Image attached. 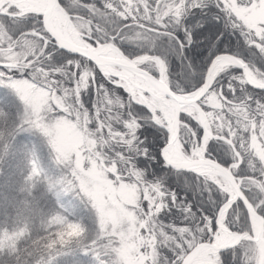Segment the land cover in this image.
Segmentation results:
<instances>
[{
  "label": "trees",
  "instance_id": "1",
  "mask_svg": "<svg viewBox=\"0 0 264 264\" xmlns=\"http://www.w3.org/2000/svg\"><path fill=\"white\" fill-rule=\"evenodd\" d=\"M77 1L76 9L77 7L87 9L83 6L85 5L83 3L87 2H93L101 8L100 11L106 16L99 15L97 20L101 21L100 26L105 30L114 32L118 27L124 28V25L130 23L105 8L106 1L115 7L116 0H82V3L81 0ZM201 1H186L179 17L161 18V22L163 21L161 28L154 26V22H145L160 29L153 31L151 45L140 44L141 48L134 49L127 43L121 44L117 38L112 40L129 57L134 51L141 52L148 48L146 51L153 52V55L164 59L169 75V81H166L168 85L170 82L169 87L177 92H189L197 88L203 80L210 58L219 52L238 55L247 62L248 67L254 66L264 72V53H260L254 46L249 45L258 39L246 33V29L229 9L217 11L213 5L214 10L212 8L204 10L199 6ZM10 9L14 10V7ZM38 16L39 14L30 12L18 17L0 14L1 21L9 32L18 34L24 31V35L20 36L16 43H20L25 36L36 38L34 34L26 31L35 28L38 24L35 18ZM139 18L146 21L142 17ZM110 35L109 37L112 38L116 34ZM181 45H183L182 48ZM126 47L133 48L130 49L132 52ZM69 57H71L70 53L64 51L62 53L61 50L54 49L51 60L46 55H42L36 61L39 65H43V68L71 69L66 77L57 72L51 74L66 85L61 87L59 82L55 83L54 93L61 97V111H64L65 107L77 109L79 117L85 124L83 130L87 137L89 133L91 134L88 129L96 128L92 136L94 142L88 146V149L94 151L96 157L102 159V162L112 166L110 174H115V177L122 181H127L128 176L139 174V180L136 181L138 185L151 183L159 186L157 197L153 200V215L148 216L146 220L150 231L152 227L157 233L161 231V234L171 235V238L168 236L171 241L160 237L155 242L157 254L167 257L170 254L169 248L175 244L176 240L181 236H192V233L186 230L182 231L181 235L176 234V231L180 228L197 230L203 216L216 214L224 202V196L215 187H212L209 194V187L216 184L203 176L191 171L174 170L166 165L159 152L166 140V131L150 119L146 110L132 104L122 88L118 89L103 79L102 77H105L103 74L100 73L93 81L92 74L95 69L89 61L87 64L90 69L86 68L84 58L80 56H78L81 59L79 63L86 68V71L85 80L78 82L79 70L72 72L73 67L67 63ZM229 68L232 70L225 72ZM222 72L225 74L220 81H217L219 83L217 88L228 92L231 102L236 104H233L230 109L208 104L209 108H206L208 112L205 113L211 130L218 134L228 131L229 128L232 131H236L237 128L243 129L246 123L251 124V120L258 118L253 114L251 120L249 119L247 105L243 102L246 97L252 98L253 111L255 102L264 103V94H261L260 90L254 89L247 83L242 86L232 78L243 76L238 67L227 66L218 73ZM11 74L9 72V75ZM3 80L0 82V108L9 113L14 121H18L17 98ZM229 85L235 89L234 94L229 92ZM86 86L87 91H85ZM220 100L221 97H219ZM57 106L59 104L55 103V107L52 105L54 111H57ZM3 118L4 114L0 113V120ZM126 118L135 119L134 131L123 135L111 134L107 123L109 122L112 128L123 130L120 121ZM225 121H228L231 127L226 126ZM201 133L200 126L196 125V136L200 137ZM244 134L240 132L238 136ZM17 144L20 151L13 155L7 172L0 170V264H15L14 258L21 248H26L30 255H34L37 258V264H103V259L98 257L95 250L90 247L80 249L79 242L73 243L75 245L61 246L55 239L56 231L54 230L57 225L49 222H53L56 218L79 222L85 233H88L90 221L86 206L78 199L76 188L69 185L67 175L63 174L66 170L55 161L43 136L35 130L22 132L17 137ZM256 147L259 149V145ZM24 149H30V151H24ZM207 150L222 164H228L234 158L230 146L220 139H211ZM3 155L4 153L0 151V157ZM250 162H253L257 168H250ZM237 170L241 175H249L252 178L260 175V166L258 168V163L247 154L243 155V162ZM245 193L250 200L248 190H245ZM173 194L176 195V200L172 199ZM156 201L159 203L158 206ZM143 202L140 205L144 212ZM30 203L40 205L41 209L35 216H29L25 212ZM241 204L237 202L236 205L241 209L240 216L243 217L245 209L240 207ZM188 207L192 209V212L187 211ZM244 225L242 220L240 226L234 225V227L241 229ZM144 226L146 222H143L141 227ZM200 238L202 239V237H196L197 243ZM232 252L229 250L223 254L225 264H241L237 260H232L236 259L231 257Z\"/></svg>",
  "mask_w": 264,
  "mask_h": 264
},
{
  "label": "rangeland",
  "instance_id": "2",
  "mask_svg": "<svg viewBox=\"0 0 264 264\" xmlns=\"http://www.w3.org/2000/svg\"><path fill=\"white\" fill-rule=\"evenodd\" d=\"M186 1L188 0H157V7H153L151 13L144 8V5L145 3L150 5L152 0H132L131 6L132 8H135L136 4L141 6L143 15L138 12L136 13L138 17L146 19L149 23H161V18L179 17L180 11ZM30 2V0H19L13 1L12 3L8 0H2L0 8L7 12H17L18 9L21 10L20 8L26 9L30 5ZM65 2L69 4V8H71L74 13L71 20L75 30L80 33L79 37L85 39L89 43V40L93 43L97 38L100 43L113 42L112 38L109 37L111 36L110 34L113 33L116 34L113 37L117 38L121 44L127 43L128 45L133 46L134 49L135 47L141 48L140 44H142V46L146 43L151 45L153 42L154 30L147 27L140 28L139 25L132 24L131 22L124 25V28L118 27L114 32L113 30H105V28L100 26L101 21L97 20V18L99 15L106 16V14L102 13L100 11L101 8L93 2L83 3L86 6L94 7L92 10L78 7L76 9V6L78 5L77 0H65ZM106 3H108V1H106ZM216 3L217 0H202L201 3H199L200 5H198L204 10H211V8L213 9L212 6L216 5ZM244 3H247V0H227L229 11H231L238 22L243 25L244 29L247 31L246 33L249 36L252 35L258 39L257 41H252V43H259L261 38H264V7L251 9L241 7V4ZM121 6L122 0H116L115 7ZM11 7H14V10H11ZM157 8H159V11H157ZM30 13L34 12L31 11ZM149 15L155 16V19L149 21ZM214 16H216V13H214ZM147 23H145L146 26L153 28V25ZM9 33V29L0 18L1 60L17 61L23 56H26L22 63L23 65L30 56H37L40 53V40L37 41L33 36H25L20 43H16V40L11 39ZM98 34H101L102 38L97 36ZM70 37L71 39L78 41L77 35L70 33ZM127 48L132 52L130 49L133 48L126 47V49ZM146 50L141 52L134 51L132 52L131 57L142 56L148 53L153 55V52ZM112 51L113 50H107L106 53L113 55ZM248 68L257 79L264 81V76H261V73L264 72L254 66H249ZM43 69L44 71H41L40 67L36 68L37 74L39 75V84L22 85L20 88L19 95L24 98L27 102L26 104L19 100L15 92L10 89L18 101V111L16 115L21 121L27 122L25 124L26 126H31L35 132H38L43 136L46 144L52 151L55 161L66 170L63 174L67 175V180L70 182L69 185L76 188L78 199H80V201L86 206L90 221L88 233H85V231L82 230L79 222L73 221L72 219L64 220L63 218L58 217L53 222H49L57 225V228L54 230V232L56 231V241L60 243L61 246H68L73 243L78 244L79 242L78 246L80 249H83V247L86 249L87 247H90L95 250V254L98 257L103 259V264H166L165 257L161 254H157L155 242L157 241V238L159 239L162 237L167 239L168 236L170 237L171 235L168 233L161 234V231L157 233L152 227L150 231V226L147 224L146 220L148 216L152 217L153 215V200L157 197L159 186H154L151 183L138 185L136 181L139 180V174L128 176L127 181H122L115 177V174H110L112 166L106 162H102V159L96 157L94 151L92 152L88 149V146H91L94 142L92 136L94 135L93 133L96 131V128L92 127V129H88L91 134L89 133V137H87L83 130L85 124L79 117L77 109H68V107H65L63 108L64 111H61V97L59 94L54 93L55 83L59 82L61 87L66 85L62 83L58 77H54L51 74L57 72L66 77L70 74L71 69L58 67ZM80 69L77 75L78 82L85 80V72ZM224 69L225 67L220 71ZM105 77H107V75ZM15 78L20 77L17 76ZM130 78L133 81L136 79L133 75H130ZM163 79L167 80L166 78ZM116 80L123 84L124 87L129 88L140 104H146L148 106L154 114L150 117L151 120H157L164 124L165 127L167 126L163 104H161L156 98H152L146 92L141 91L134 86L130 87L127 81L119 78ZM8 82L9 81L5 77L3 83L7 85ZM136 82L139 83L140 81H137L136 79ZM140 92L143 93V96H141ZM126 94L129 95L127 92ZM54 102L57 105L59 104L56 108L57 111H54V108H52V105L55 107ZM205 103L218 106L220 103L218 94H209L206 97ZM22 104L24 105V108ZM185 110L196 117L193 107H186ZM120 123L123 125V130L112 128L111 124L109 122L107 123L111 134H129L133 132L136 127L134 118H126L122 120V122L120 121ZM225 124L226 126L231 127L228 121H225ZM180 129V142L185 138L195 140L192 133H196V126L191 128V131H189L188 128H183V125L180 126ZM256 146H258V144ZM195 152L189 155L194 157L196 155ZM231 160L235 161V157ZM253 164V162H250V168H253ZM203 177L214 184L219 183L223 190L227 189L223 179L220 178L217 180L214 175H204ZM247 177L251 178L249 176ZM248 192L251 202H256L261 198L258 189H248ZM142 201H144L143 207L145 213L140 205ZM156 205H159L157 201ZM40 209V205L37 206L35 203H30L27 205L25 212L29 216H35ZM232 211L238 216L242 213L237 205H235ZM143 222H146V226L141 227ZM151 225L153 226L152 222ZM237 226H240V224ZM238 230H246V225ZM176 234L181 235L182 231H176ZM223 236L224 238L222 237V241H217V243H222L224 241L225 235ZM184 237L185 236H181L179 239L183 240ZM170 238H168L167 241H171ZM208 252L211 260L203 264H218V256L214 254V250L210 248L208 249ZM159 256L161 257L160 259ZM231 257L236 258L232 259L233 261L237 260L238 263H241L243 251L237 249L235 252L231 253ZM200 261L201 260L198 257L193 264H199Z\"/></svg>",
  "mask_w": 264,
  "mask_h": 264
},
{
  "label": "snow or ice",
  "instance_id": "3",
  "mask_svg": "<svg viewBox=\"0 0 264 264\" xmlns=\"http://www.w3.org/2000/svg\"><path fill=\"white\" fill-rule=\"evenodd\" d=\"M57 3L60 5L61 8L69 15V17L74 16V13L71 8L65 3V0H57ZM82 3V0H81ZM132 0H122L121 7H114L110 3H105V8L110 10L111 13L119 16L125 22H131L132 24L139 25L140 28L145 27V22L141 20L136 13H141L143 15V11L139 4H136L135 8L131 6ZM87 7L88 10L94 9V7L83 5ZM153 7H157V0H152V3L149 5L145 3L144 8L151 13V9ZM217 9H224L225 11L228 10L227 0H217L215 5ZM241 7L245 8H256V7H264V0H247V3L241 4ZM159 11V8H157ZM94 14V13H93ZM170 18V17H168ZM166 18V19H168ZM231 18V17H229ZM43 27V18L36 17L35 18ZM155 16L149 15V21L154 20ZM163 23V21L161 22ZM161 23H153L154 26L161 28ZM165 28L167 26L165 25ZM29 31H35V29H29ZM187 31V30H185ZM24 35V31H21L17 34V32H10L9 36L12 40L18 41L20 36ZM42 37L41 45L43 51L40 55H46L49 60L52 59V50L48 47V43L52 42L50 34L47 32H40L38 33ZM115 39V37H112ZM92 41L90 40V43ZM96 42H100L97 38ZM250 46H254L256 49L259 50L260 53H264V38H261L259 43L253 42L249 44ZM112 46L117 48L120 51L121 55L124 56L125 60L131 62L132 64L136 65L140 72L144 73L147 77L151 78L152 80H160L161 78H166L169 81L168 75V67L164 59L158 56H150V55H143L135 59L127 58L122 51L112 43ZM183 45H181V48ZM62 53L64 50H61ZM223 58L222 55H214L207 71L203 75V80L201 81L200 86L190 93L181 94L184 96L189 97H196V106L203 112L206 111V108H209V105L205 103L206 97L209 94L219 95L221 97L220 103L218 107L222 108H231L233 103L228 95V92H224L217 88V81H220L223 74L225 72H230L232 68L226 69L225 72L217 73L215 77H213L212 70L216 66L217 61ZM38 61L34 60L33 57H29L28 60L21 66L18 67L16 64H7V63H0V82H2L3 78H7L9 81L7 83V87L12 89L15 94L18 96L19 100L27 103L22 96L19 95L20 88L22 85H32V84H39V75L37 74L35 66H29L30 64L35 65ZM70 67H75L78 71L80 68L79 61L75 66L72 65V60L69 58L67 61ZM92 67L95 69L92 74V80L95 81V78L100 75L99 70L94 62H90ZM41 71H44L43 65H40ZM11 71V75L9 72ZM19 75L20 78H15ZM261 76H264V73H261ZM106 79L110 85H115L116 88L121 89L123 88L124 92L129 93L130 101L132 104L140 106L142 109L146 110L147 113L151 116L154 114L148 108L146 104H140L139 101L135 99L134 94L130 91L129 88L124 87L123 84L119 83L115 77L108 78L102 77ZM236 81H238L242 86H244L247 82L243 76L241 77H232ZM170 85V82H169ZM102 88V86L100 85ZM254 89L260 90L261 94H264V84L256 87L255 85L252 86ZM87 86L85 87V91H87ZM170 90L175 92L173 89ZM229 92L235 93V89L229 85ZM143 95V94H142ZM252 98L246 97L243 102L247 105V109L249 111V119L253 114H255L258 118L255 120H251V124H245L243 129L237 128L236 131H232L229 128L228 131L223 132L219 136L215 137L216 139H222L226 144H228L234 154L235 162L231 164L230 167L222 166L220 163L214 161L222 170L228 172L233 180L239 181V195L233 196L231 193L223 190L219 183L214 186H210L208 191L211 194L212 187H215L217 191H219L224 196V202L222 206L219 208L218 212L212 216H203L197 230H190L188 228H180V231H188L192 233V236L189 237L185 235L183 240H176L175 244L169 248L170 254L169 256L165 257L166 264H188V257L192 250L196 248L197 242L196 237H202L199 239V243L201 245H206L208 247H214L217 240L220 237L222 230H225L237 237H247L250 239V234L254 232V218H259L264 220V103L255 102V109L252 110ZM75 102V101H74ZM82 103V102H81ZM240 103V102H239ZM123 107V105H122ZM178 120L183 128H188L191 131V128H194L196 125L201 126L200 122L196 119L194 115L190 112H183L178 116ZM157 126L164 129L167 133V142L161 146V154L166 150L168 146V142L171 138V130L165 127L164 124L160 123L157 120H153ZM231 122V121H230ZM139 127V124H137ZM202 127V126H201ZM209 131L207 127L203 129L202 134V143L201 137L196 136V133H192V136L195 137V140L184 139L181 141V145L185 153L191 154L195 152L198 148L203 147L205 157L211 159L207 155L206 146L209 144L208 139L205 138V132ZM181 129L177 133V138ZM244 132V135H239L238 133ZM259 145V149H257L256 145ZM247 154L251 159H254L258 165L260 166V175L254 178H238L236 175V170L239 168L240 163L243 162V155ZM147 155V152H145ZM253 169H255L256 165H252ZM248 188L251 190L252 188L258 189L259 193L261 194V198L256 202H250L246 196L245 189ZM172 199L176 200L177 197L175 194L172 195ZM242 201L240 205L241 208H246L243 217L235 215L232 211L237 204V202ZM184 211V208L182 209ZM188 212H192V209L188 207ZM246 225V230H238L234 225H238L241 221ZM243 232L244 235L240 236L239 233ZM206 241V242H205ZM232 247H235L233 245ZM218 264H225L223 256H218Z\"/></svg>",
  "mask_w": 264,
  "mask_h": 264
},
{
  "label": "water",
  "instance_id": "4",
  "mask_svg": "<svg viewBox=\"0 0 264 264\" xmlns=\"http://www.w3.org/2000/svg\"><path fill=\"white\" fill-rule=\"evenodd\" d=\"M29 10H19L17 13H9L5 10H2L0 8V14H7V15H20L23 12H28ZM35 13L40 14L43 18V28L47 31V33L50 34V37L53 38L52 42L56 45L58 49L64 50L65 52H68L73 55H78L90 62H94L97 66V69L101 74L109 75L123 79L125 81H130L129 86H134L141 91L146 92L149 94L152 98H156L161 104L164 105V103L168 106L170 110V116H171V127L168 128L171 130V138L168 142V146L166 150L161 154V147H160V157L162 161L171 167L174 170H186L191 171L198 175H215L223 179L224 183L231 188L230 193L233 196L239 195V181L233 180L231 175L222 170L221 167H219L214 161L220 163L222 166L230 167L232 163L235 161H232L228 163L227 165L222 164L218 160H216L212 155L207 154L211 159H208L205 157L204 148L200 147L199 152L196 154V156H190L189 154H186L183 149L181 142L179 140V137L177 138V133L180 130V122L178 120V116L182 112H186V107H193L194 111L196 113V119L201 124V130L203 134V129L205 127L208 128L209 131L205 132V138L211 139L219 136L220 134L213 133L210 128L209 121L207 119V116L205 112L201 111L196 106V97H189L184 96L181 94H187L189 92H173L170 90L169 85L165 81V79L161 78L160 80H152L151 78L147 77L144 73L140 72L138 67L131 62L125 60L124 56L121 55L120 51L117 50V48L112 46L113 42H95L94 44H90V46H84L80 43H77V41L71 39V37H68L66 33L64 32V26L68 22L70 25H73L69 15L64 11L63 8L60 7V5L57 3V0H48L46 5L37 11H32ZM58 14L61 17L62 25L58 29L55 23H52V20L54 18V15ZM74 28V26H71ZM149 29L157 30L156 28H152L149 26H145ZM80 34V33H79ZM85 40V39H84ZM86 41V40H85ZM103 45H108L107 50H115L117 51L120 56L110 55L107 54V50L105 52L100 51L101 47ZM115 45V44H114ZM118 47L117 45H115ZM119 48V47H118ZM120 49V48H119ZM121 50V49H120ZM123 53V52H122ZM124 54V53H123ZM230 58L233 63L230 65L237 66L241 73L246 80L247 84L249 86L255 85L256 87H259L260 85L264 84V81L262 83H254L251 82L246 75V69L248 68V64L245 60H243L240 56L229 53V52H219L214 55H222ZM125 55V54H124ZM213 55V56H214ZM129 59H135L138 57H128ZM213 56L210 58L207 68L213 58ZM0 63H7L9 65L16 64V61H0ZM206 68V71H207ZM205 71V72H206ZM130 75H133L137 80L141 81L144 80L145 84L142 85L140 83H137L133 80H131ZM214 77V75H213ZM199 87V86H198ZM197 87V88H198ZM196 88V89H197ZM194 89V90H196ZM192 90V91H194ZM202 134H201V143H202ZM216 139V138H215ZM222 140V139H220ZM167 142V138L164 141L162 145H164ZM176 142V149L174 152V156L172 157L169 153H167V149ZM161 145V146H162ZM207 150V149H206ZM233 152V151H232ZM238 178H241L237 176ZM218 180V179H217ZM250 201V200H249ZM242 203V201H240ZM222 206V204H221ZM220 206V207H221ZM219 207V208H220ZM246 211V208H244ZM219 210V209H218ZM218 212V211H217ZM254 232L255 237H252V239H259L260 237H264V220H261L259 218H254ZM227 232V231H226ZM229 233V232H228ZM231 234V233H230ZM232 235V234H231ZM241 239H248L247 237H237L232 235L229 239H224L222 243H216L214 247H208L206 245H201L200 243H197L196 248L192 250L188 257V264H192L194 260L198 257L199 253L204 250V248H211L214 250V254L217 255V253L222 248H228L232 247L236 243H238ZM206 242V241H205Z\"/></svg>",
  "mask_w": 264,
  "mask_h": 264
},
{
  "label": "clouds",
  "instance_id": "5",
  "mask_svg": "<svg viewBox=\"0 0 264 264\" xmlns=\"http://www.w3.org/2000/svg\"><path fill=\"white\" fill-rule=\"evenodd\" d=\"M0 113L4 114L3 120H0V151L4 153L0 157V170L7 172L13 155L15 152L20 151L17 144L18 135L34 129L31 126H26L19 117L18 121H14L3 108H0ZM24 151H30V149H24ZM25 235L27 236V233ZM239 235L243 236L244 233L241 232ZM252 237H255V233L250 234V239H241L235 244V247L220 249L217 256H223L229 250L235 252L237 249H241L243 251L241 264H264V237L259 239H252ZM14 261L15 264H37V258L34 255H30L26 248L18 250Z\"/></svg>",
  "mask_w": 264,
  "mask_h": 264
},
{
  "label": "bare ground",
  "instance_id": "6",
  "mask_svg": "<svg viewBox=\"0 0 264 264\" xmlns=\"http://www.w3.org/2000/svg\"><path fill=\"white\" fill-rule=\"evenodd\" d=\"M1 1L2 0H0V3H1ZM9 2H12L13 3V1H19V0H8ZM31 2H30V5L26 8V9H23V8H20L21 10H31V11H37V10H40V9H42L45 5H46V3L48 2V0H30ZM70 19H71V17H70ZM72 21V20H71ZM52 23H55V25L57 26V28L59 29L60 27H61V25H62V20H61V17L58 15V14H56V15H54V18H53V20H52ZM71 26H73V25H70L68 22L65 24V26H64V29H65V33H66V35L68 36V37H70V33L71 34H75V35H77L78 36V38H77V43H80V44H82V45H84V46H90V44L87 42V41H85L83 38H81V37H79V33L75 30V28H73V27H71ZM146 26V25H145ZM90 41V40H89ZM94 43V42H93ZM109 47H108V45H103L102 47H101V49H100V51H103V52H105L107 49H108ZM108 54V53H107ZM112 54L113 55H115V56H120V54L117 52V51H115V50H113L112 51ZM233 63V61L230 59V58H228V57H226V56H223V58L221 59V60H219V61H217V64H216V66L213 68V70H212V74L213 75H215L218 71H220L222 68H224V67H227V66H232V65H230V64H232ZM221 72V71H220ZM246 75H247V78L251 81V82H254V83H262L263 81H261V80H259V79H257L255 76H254V74H252L250 71H249V68H247L246 69ZM141 82V83H140ZM139 83L140 84H142V85H144L145 84V82H144V80H141ZM128 83L130 84V81H128ZM157 106V105H156ZM164 113H165V118H166V121H167V128H170L171 127V116H170V110H169V108H168V106L164 103ZM180 126H182V125H180ZM175 149H176V142H174L168 149H167V153H169L172 157L174 156V152H175ZM199 152V149H197L196 150V152L195 153H198ZM215 176V175H214ZM216 177H218V176H216ZM218 178H220V177H218ZM226 188H228V187H226ZM225 188V189H226ZM240 202V201H239ZM223 235H225V238L226 239H229V238H231L232 237V235L230 234V233H228V232H226L225 230H222V233L220 234V237H219V239L217 240L218 242H221L222 241V237L224 238V236ZM208 249H210V248H204V250H202L200 253H199V255H198V257L200 258V263L199 264H203V263H206V262H208V261H210L211 259H210V255H209V252H208ZM197 257V258H198ZM196 258V259H197ZM195 259V260H196ZM194 260V261H195ZM194 263V262H193ZM192 263V264H193Z\"/></svg>",
  "mask_w": 264,
  "mask_h": 264
},
{
  "label": "flooded vegetation",
  "instance_id": "7",
  "mask_svg": "<svg viewBox=\"0 0 264 264\" xmlns=\"http://www.w3.org/2000/svg\"><path fill=\"white\" fill-rule=\"evenodd\" d=\"M21 14H23V13H21ZM36 14V13H35ZM21 16V15H20ZM38 17H40V15L38 16ZM73 17V16H72ZM71 17V18H72ZM38 22V21H37ZM32 29H35V31H29L31 34H34L35 36H36V39H37V41H41L42 40V37L40 36V35H38V33H40V32H47L43 27H41V25H40V23L38 22V24H36V26H35V28H32ZM15 43V42H14ZM16 44V43H15ZM48 47L52 50V51H54V49H58L57 47H56V45L53 43V42H51V43H48ZM59 50H61V49H59ZM43 51V49H42V45H41V51H40V53ZM65 52V51H64ZM40 53L37 55V56H30V57H33V59L34 60H37V58L38 57H40V56H42V55H40ZM147 55H150V56H152V54H147ZM26 58V56H23L21 59H18L17 60V66H19V67H21L22 66V63L24 62V59ZM71 60H72V65L73 66H75L76 64H77V62L80 60V63H81V59L77 56V55H73V54H71V57H69ZM84 61H85V63H86V65L87 66H85L86 68H89L90 66H89V64H87L88 63V60H85V59H83ZM40 61V60H39ZM79 63V64H80ZM29 66H34V65H32V64H30ZM35 66H37V67H40V65H39V63L38 64H36ZM81 67V69L80 70H83V72H85L86 71V68H84V66H82V65H80ZM89 66V67H88ZM74 67H73V69H72V72L74 73ZM90 69V68H89ZM76 70V69H75ZM109 78H112V77H109ZM201 137V136H200ZM206 149H207V146H206ZM207 154H210V155H212L208 150H207ZM213 156V155H212ZM214 157V156H213ZM234 157V156H233ZM215 158V157H214ZM216 159V158H215ZM217 160V159H216ZM233 160H231L230 162H232ZM229 162V163H230ZM236 175L237 176H239V177H241V178H246L247 176H249V175H241L240 173H239V171L238 170H236ZM250 177V176H249ZM248 178V177H247ZM251 178H252V176H251ZM245 190H248L247 188L245 189Z\"/></svg>",
  "mask_w": 264,
  "mask_h": 264
}]
</instances>
